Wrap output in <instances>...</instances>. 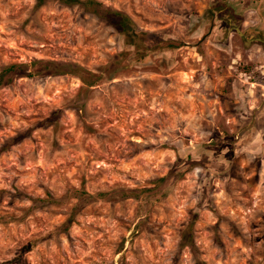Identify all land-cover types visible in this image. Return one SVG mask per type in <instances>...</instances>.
<instances>
[{"label":"rangeland","instance_id":"1","mask_svg":"<svg viewBox=\"0 0 264 264\" xmlns=\"http://www.w3.org/2000/svg\"><path fill=\"white\" fill-rule=\"evenodd\" d=\"M218 9L0 0V264H264V31Z\"/></svg>","mask_w":264,"mask_h":264},{"label":"crops","instance_id":"2","mask_svg":"<svg viewBox=\"0 0 264 264\" xmlns=\"http://www.w3.org/2000/svg\"><path fill=\"white\" fill-rule=\"evenodd\" d=\"M215 2L221 5L217 13L225 12V17L240 21L235 27L239 33L248 31L250 37L254 36L257 39L252 43L262 42L257 35L259 31H264V0H215ZM238 2L240 6H237Z\"/></svg>","mask_w":264,"mask_h":264},{"label":"trees","instance_id":"3","mask_svg":"<svg viewBox=\"0 0 264 264\" xmlns=\"http://www.w3.org/2000/svg\"><path fill=\"white\" fill-rule=\"evenodd\" d=\"M34 1H35L36 4H40L44 0H34ZM55 1L62 2L63 4H66V5L76 3V0H55ZM83 4L85 6H87V7L94 6L93 3L88 2V1L83 3ZM100 12H101V14H100L101 18H103V20L108 25H110V26L114 27L115 29H117V32L121 36H123V37H125L127 39V41H126L127 45L133 46V47H138L137 46V41L140 40V37H142V35L141 34L140 35H137V34L132 35L130 33V23H129L128 18L125 15H123V14L117 12V11H112V10H102V9H100ZM138 42L140 44V41H138ZM147 43H151V42H147ZM143 46L145 47V49L147 51H150L155 46V43H154L153 47H150L146 43H144ZM19 68L20 67L17 66V65H8V66L3 67L0 70V87L3 86V85L9 84L10 83V76L15 74L18 71ZM147 192H149V191H147ZM96 196L101 198V197H104L105 194L104 193H99ZM87 198H89V197L87 196Z\"/></svg>","mask_w":264,"mask_h":264},{"label":"flooded vegetation","instance_id":"4","mask_svg":"<svg viewBox=\"0 0 264 264\" xmlns=\"http://www.w3.org/2000/svg\"><path fill=\"white\" fill-rule=\"evenodd\" d=\"M228 22H229V20H228ZM228 25H229V28L227 30L231 29L234 32L235 27L233 26V24L230 22V24H228ZM240 37L244 41H247V42H250V43L257 40L254 36L250 37V34H248V35L241 34Z\"/></svg>","mask_w":264,"mask_h":264},{"label":"water","instance_id":"5","mask_svg":"<svg viewBox=\"0 0 264 264\" xmlns=\"http://www.w3.org/2000/svg\"><path fill=\"white\" fill-rule=\"evenodd\" d=\"M236 32V34L240 37L241 36V33L238 32L237 29L234 30Z\"/></svg>","mask_w":264,"mask_h":264}]
</instances>
